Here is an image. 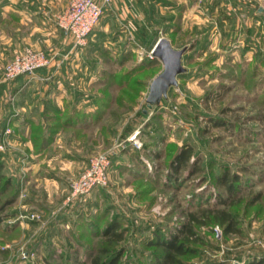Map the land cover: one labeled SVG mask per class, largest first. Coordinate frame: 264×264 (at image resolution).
Segmentation results:
<instances>
[{"label":"rangeland","instance_id":"1","mask_svg":"<svg viewBox=\"0 0 264 264\" xmlns=\"http://www.w3.org/2000/svg\"><path fill=\"white\" fill-rule=\"evenodd\" d=\"M186 12L168 10L158 23L110 25L107 38L89 52L78 49L72 61L33 45L12 48V35L0 24V86L9 87L0 88V111L19 93L18 77L7 79L5 69L25 47L44 50L52 59L45 67L70 66L68 79L83 84L76 91L88 98L90 111L86 119L79 114L78 143L70 152L83 167L53 168L44 161V180L33 174L31 154L11 146V116L0 118V133L11 129L0 150V264H94L96 257L103 264L120 252L119 264H155L163 241L184 238L177 233L189 214L200 215L221 198L226 202L218 208L231 210L242 231L225 234L212 221L196 225L188 240L196 252L182 256L181 264L264 257V0H191ZM100 26L101 19L92 33ZM160 37L188 47L186 71L150 108V84L163 70L153 54ZM183 147L192 153L175 171ZM98 153L111 158L108 183L69 200L71 182ZM227 170L239 176L232 199L216 181ZM112 225L123 233L115 245L104 234Z\"/></svg>","mask_w":264,"mask_h":264},{"label":"crops","instance_id":"2","mask_svg":"<svg viewBox=\"0 0 264 264\" xmlns=\"http://www.w3.org/2000/svg\"><path fill=\"white\" fill-rule=\"evenodd\" d=\"M190 2L191 0H111L101 17L100 31L92 33L87 43L78 47L74 46L72 37L56 24L57 13L67 7L69 0H0V24L4 21L7 31L12 35L7 38L12 48L17 44H22L23 47L33 45L49 54L58 52L62 57L68 54L69 61H72V56L78 49L89 52L97 40L107 38L110 25L158 23L162 17L167 16L165 13L168 10H175L177 16L183 17L185 11L188 12ZM113 38L116 41L119 38L122 40V36L118 38V35ZM69 68L67 64L57 68L54 63L49 67L39 68L33 76H19L15 80L19 93L14 92L15 95L7 102V108L0 111L1 123L11 116L13 133L10 144L26 151L27 155L31 154L30 165L33 174L38 176L37 179L44 180L48 177L41 166L44 161H48V165L53 168L83 167L77 165L78 157L70 152L76 149L78 143L75 138L76 121L79 114L81 119H86L89 115V101L76 91L83 84L79 85L68 79V76L71 77ZM53 71L54 79H42ZM0 88L9 87L5 84ZM51 175L55 177V172Z\"/></svg>","mask_w":264,"mask_h":264},{"label":"built area","instance_id":"3","mask_svg":"<svg viewBox=\"0 0 264 264\" xmlns=\"http://www.w3.org/2000/svg\"><path fill=\"white\" fill-rule=\"evenodd\" d=\"M111 0H70L66 9L56 15V24L69 34L74 46H83L87 43L95 26L101 19L103 12ZM52 61L48 54L41 49L25 47L16 54L7 64L5 75L7 79L17 78L21 75L34 74L39 68L48 66ZM5 134L0 133V150L6 148V136L11 132L10 127L5 128ZM5 135V138H3ZM137 147L141 143L132 138ZM111 158L107 153H98L90 157L86 168L71 182L69 200L85 196L93 189L104 186L109 180ZM35 217V214H32Z\"/></svg>","mask_w":264,"mask_h":264},{"label":"trees","instance_id":"4","mask_svg":"<svg viewBox=\"0 0 264 264\" xmlns=\"http://www.w3.org/2000/svg\"><path fill=\"white\" fill-rule=\"evenodd\" d=\"M262 120L264 121V113ZM191 153L192 147H183L180 149L179 153L175 157V160L173 161V168L175 171H178L182 165L187 163ZM238 179L239 176L237 174L230 175L228 170L216 177V181L226 188L227 192L229 193V198L231 199L235 198L238 188L237 184H239ZM10 183L11 181H8V184ZM224 202H226V200L221 198L218 203L208 207V209L201 211L200 215L196 213H190L188 222L182 224V226L179 228V232L177 233L178 235H183L184 238L181 239L179 236L175 235L173 238H170L169 241H163L162 245L164 246V253L161 257H158V259L155 260V264H181L182 256L196 252V248L191 245L192 242L188 243V240H190L196 234V225H202V223H208L209 221H212L222 226L225 234L240 233L242 230L238 226V220L234 213L226 208H218V205ZM3 209V206L0 205V210ZM104 234L106 235L107 241L110 245H115L123 239V233L117 230V225L108 227ZM101 252L110 254L111 249L104 247L101 249ZM121 254V252L118 254H112V256H110L109 259L103 264H119ZM93 263L101 264L100 257L94 258ZM263 263L264 257H254L252 260L244 264Z\"/></svg>","mask_w":264,"mask_h":264},{"label":"water","instance_id":"5","mask_svg":"<svg viewBox=\"0 0 264 264\" xmlns=\"http://www.w3.org/2000/svg\"><path fill=\"white\" fill-rule=\"evenodd\" d=\"M187 49V46L180 49L173 47L166 37L158 39L153 48V54L163 62V70L150 84L147 97L148 107L158 105L163 97H167L170 87L178 84V75L186 71L182 56Z\"/></svg>","mask_w":264,"mask_h":264}]
</instances>
